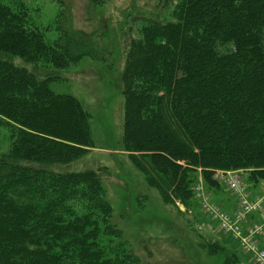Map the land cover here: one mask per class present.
<instances>
[{
	"label": "trees",
	"instance_id": "16d2710c",
	"mask_svg": "<svg viewBox=\"0 0 264 264\" xmlns=\"http://www.w3.org/2000/svg\"><path fill=\"white\" fill-rule=\"evenodd\" d=\"M60 2L63 31L49 44L0 0V124L13 138L0 153V264H141L103 240L94 208L107 216L112 208L98 171L71 167L93 146L89 113L15 62L63 68L98 56L97 30L70 27V6ZM172 2L166 15L139 20L119 87L134 165L165 202L187 206L199 170L210 190L222 188L218 169L264 181V0ZM239 260L232 252L225 264Z\"/></svg>",
	"mask_w": 264,
	"mask_h": 264
},
{
	"label": "rangeland",
	"instance_id": "374dc122",
	"mask_svg": "<svg viewBox=\"0 0 264 264\" xmlns=\"http://www.w3.org/2000/svg\"><path fill=\"white\" fill-rule=\"evenodd\" d=\"M67 1L72 11L70 27L97 30L98 56L69 61L63 68L46 59L26 64L16 58L15 62L41 79H49L55 93L75 96L90 115L93 146L71 167L98 171L104 198L112 208L110 216L94 208L105 244L118 252L140 255L141 264H225L232 252L238 253L239 264H264V181L249 185L241 171L218 169L229 172L228 180L239 176L245 188L242 193L233 191L223 181L220 190H210L199 170L192 204L167 203L125 149L126 98L119 79L130 38L138 34L141 18L166 15L172 0H101L90 8V15L86 0ZM3 2L24 13L28 24L39 28L49 44L63 31L60 0ZM12 140L10 128L0 124V153L9 150ZM258 203L259 207L243 212V206ZM72 204L78 211L87 210L84 200Z\"/></svg>",
	"mask_w": 264,
	"mask_h": 264
},
{
	"label": "built area",
	"instance_id": "2783aa9c",
	"mask_svg": "<svg viewBox=\"0 0 264 264\" xmlns=\"http://www.w3.org/2000/svg\"><path fill=\"white\" fill-rule=\"evenodd\" d=\"M229 173V172H228ZM226 174V173H224V171H219V170H216L215 172H214V174H215V179H217L219 182H223V181H225L230 187H231V190H235V191H237V192H240V193H242L243 192V188H245V186L243 185V182L241 181V179H240V177L239 176H237V175H234V176H232L231 178H230V180H228L227 178H225V177H228V176H231V175H229V174ZM224 174H226V175H224ZM225 179H227V180H225ZM233 190V191H234ZM263 190H264V188H263ZM257 207H259V203H258V205L256 206V205H249V204H247V205H245V206H243V212H247V211H249V210H251V208H257ZM215 213H217L215 210H213ZM217 217V216H216ZM242 216H240V214L239 215H237V218L238 219H240ZM257 225V224H256ZM258 226V225H257ZM259 262V261H258ZM263 262H264V258H263Z\"/></svg>",
	"mask_w": 264,
	"mask_h": 264
}]
</instances>
